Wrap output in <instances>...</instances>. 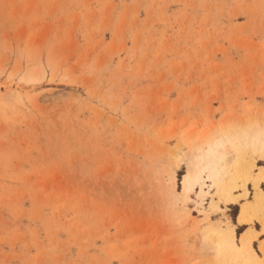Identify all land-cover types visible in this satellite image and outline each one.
<instances>
[{"label":"rangeland","instance_id":"374dc122","mask_svg":"<svg viewBox=\"0 0 264 264\" xmlns=\"http://www.w3.org/2000/svg\"><path fill=\"white\" fill-rule=\"evenodd\" d=\"M0 264H264V0H0Z\"/></svg>","mask_w":264,"mask_h":264}]
</instances>
